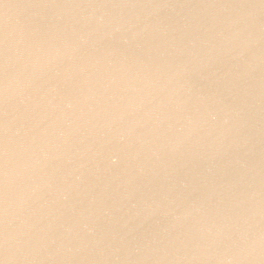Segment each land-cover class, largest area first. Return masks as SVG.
Returning a JSON list of instances; mask_svg holds the SVG:
<instances>
[{
  "label": "water",
  "instance_id": "obj_1",
  "mask_svg": "<svg viewBox=\"0 0 264 264\" xmlns=\"http://www.w3.org/2000/svg\"><path fill=\"white\" fill-rule=\"evenodd\" d=\"M0 264H264V0H0Z\"/></svg>",
  "mask_w": 264,
  "mask_h": 264
}]
</instances>
